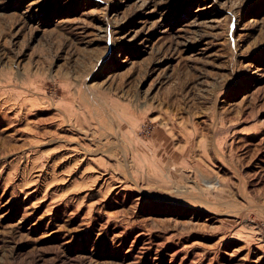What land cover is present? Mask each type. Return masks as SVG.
Returning <instances> with one entry per match:
<instances>
[{
  "label": "rangeland",
  "instance_id": "374dc122",
  "mask_svg": "<svg viewBox=\"0 0 264 264\" xmlns=\"http://www.w3.org/2000/svg\"><path fill=\"white\" fill-rule=\"evenodd\" d=\"M0 264H264V0H0Z\"/></svg>",
  "mask_w": 264,
  "mask_h": 264
}]
</instances>
